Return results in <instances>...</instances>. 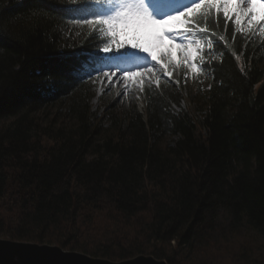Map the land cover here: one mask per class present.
Returning <instances> with one entry per match:
<instances>
[{
	"label": "trees",
	"instance_id": "1",
	"mask_svg": "<svg viewBox=\"0 0 264 264\" xmlns=\"http://www.w3.org/2000/svg\"><path fill=\"white\" fill-rule=\"evenodd\" d=\"M98 4L0 0V238L115 262L264 264V33L202 8L188 20L206 29L207 70L99 117L110 40L83 23Z\"/></svg>",
	"mask_w": 264,
	"mask_h": 264
},
{
	"label": "rangeland",
	"instance_id": "2",
	"mask_svg": "<svg viewBox=\"0 0 264 264\" xmlns=\"http://www.w3.org/2000/svg\"><path fill=\"white\" fill-rule=\"evenodd\" d=\"M154 9L159 11L157 15H153L151 8L148 9V14L152 19L161 21L169 18V14L173 11L169 5L168 0H155ZM253 9L257 13L253 19L255 21L260 20V13L264 11V5L253 4ZM153 9V8H152ZM99 12L101 17H109L113 12V8L107 3L99 6ZM186 21L181 17L178 21H173V25L176 26V31H182L181 36H176L177 39L170 40L165 38L160 41L155 39L156 35L161 32V27L159 25H144L138 29H125L127 33L124 39L123 47H118L115 41L121 40L122 37H113L109 32V27L107 26V32L112 40V49L109 52L103 50L104 64L98 70L97 77V90L96 98L93 100L94 109L98 111V116L101 117L106 113L107 107L116 106L118 108H130L137 105L139 101L138 90L144 85H148L150 82L166 80L171 78V76L179 73L183 66L187 67L190 72L195 73L192 70L191 65H196V59L198 58V53L202 50V43L196 36L188 35L187 29L185 27ZM242 26L245 28H257L262 31L264 26L260 24H253L251 27L248 26L246 18H242ZM116 31L119 32V27L117 26ZM135 37V39H133ZM167 41H170V46L166 45ZM132 43H140L147 47H151L153 50V55L157 57V61H153L148 53L140 52L139 48H133ZM183 43L186 47L184 50L176 47L177 44ZM192 46V51L196 52L195 59L187 55V46ZM127 48V52L122 54V50ZM162 52V53H161ZM133 54L146 57L145 61H149L150 65L147 69L134 73V69L139 66V61L133 58ZM115 66L113 73L105 70L111 66ZM136 65L135 68L131 70L122 71L119 68H124V66L132 67ZM155 65V67H152ZM119 66V67H118ZM197 67V66H196ZM107 71V72H105ZM122 72L123 76L120 80H114V75ZM112 73V74H111ZM169 73V75H165ZM125 77V78H124ZM130 79V80H128ZM191 81L188 83L190 84ZM142 106V104H140Z\"/></svg>",
	"mask_w": 264,
	"mask_h": 264
},
{
	"label": "snow or ice",
	"instance_id": "3",
	"mask_svg": "<svg viewBox=\"0 0 264 264\" xmlns=\"http://www.w3.org/2000/svg\"><path fill=\"white\" fill-rule=\"evenodd\" d=\"M96 3H107L110 7L113 8V12L109 17H94L92 19L83 18V23L88 24L89 26L95 25H108L109 32L113 37L120 36L121 40L115 41L118 47H123L124 39L123 37L127 36L125 29H138L144 25L152 24L159 25L161 27V32L158 33L155 37L157 40H164L166 37L170 40L177 39L175 32L176 26L173 25V21H178L181 17H187L191 13L197 12V10L202 9L206 6L215 7L217 12L223 11V17L225 19H233L234 24L237 29L242 23V18H246L247 24L251 27L253 24H260L264 26V11L260 13V20L255 21L253 17L257 15L253 9V4L264 5V0H190L188 3H184V0H168L169 5L173 11L169 14V18L166 20L157 21L151 18L148 14V9L153 8L155 0H95ZM79 5L75 3L69 4L65 11L73 10L78 8ZM75 20V18H72ZM76 23H80V20H75ZM117 26L119 27V32L116 31ZM227 26L225 25V28ZM264 30V29H262ZM206 29H200V32H205ZM191 35V33H187ZM135 39V37H133ZM218 41H213V47L219 51L217 47ZM133 48H139L140 52L148 53L151 56L153 61L157 60V57L153 55V50L151 47H147L140 43H132ZM176 47L185 49L183 43L177 44ZM104 51L107 53L110 51L108 47L104 48ZM187 55L195 59L196 52L192 51V46H187ZM133 58L136 60H146V57L133 54ZM141 67H148V64L140 65ZM155 67V65H152ZM193 71L198 70H207V65H201L200 69H197L195 64L191 65ZM169 75V73H165Z\"/></svg>",
	"mask_w": 264,
	"mask_h": 264
},
{
	"label": "water",
	"instance_id": "4",
	"mask_svg": "<svg viewBox=\"0 0 264 264\" xmlns=\"http://www.w3.org/2000/svg\"><path fill=\"white\" fill-rule=\"evenodd\" d=\"M0 264H167V262L147 255L115 262L95 258L76 250H66L54 244L0 238Z\"/></svg>",
	"mask_w": 264,
	"mask_h": 264
},
{
	"label": "bare ground",
	"instance_id": "5",
	"mask_svg": "<svg viewBox=\"0 0 264 264\" xmlns=\"http://www.w3.org/2000/svg\"><path fill=\"white\" fill-rule=\"evenodd\" d=\"M162 53V52H161ZM139 61V64L140 65H143V64H148V66L150 65V63H149V61L147 60V61H145V60H138ZM137 66L136 67V65H134V66H132V67H127V66H124V68H119L120 70H122V71H125V70H131V69H133V68H135L134 69V73H136V72H141V71H143V70H145V69H147V71H148V67H141V66ZM119 67V66H118ZM115 69V66L113 65V66H111L110 68H106L105 70H108V71H110V72H112L113 73V70ZM105 72H107V71H105ZM111 73V74H112ZM123 76V73L122 72H120V73H118V74H116V75H114V80H120V78ZM125 78V77H124ZM128 80H130V79H128Z\"/></svg>",
	"mask_w": 264,
	"mask_h": 264
}]
</instances>
